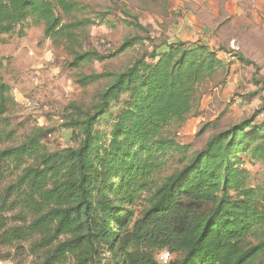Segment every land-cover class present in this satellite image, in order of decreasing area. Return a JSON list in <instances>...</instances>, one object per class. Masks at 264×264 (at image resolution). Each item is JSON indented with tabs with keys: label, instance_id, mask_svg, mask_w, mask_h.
I'll return each mask as SVG.
<instances>
[{
	"label": "trees",
	"instance_id": "trees-1",
	"mask_svg": "<svg viewBox=\"0 0 264 264\" xmlns=\"http://www.w3.org/2000/svg\"><path fill=\"white\" fill-rule=\"evenodd\" d=\"M87 13L81 0H0V37L42 25L71 69L141 47L124 70L75 80H110L88 108L70 106L76 146L47 150L43 126L12 144L17 102L0 77V262L23 264L27 254L33 264H159L167 251V264H264V188L246 167L264 163V121H255L264 82L250 94L262 95L259 109L220 128L202 124L198 136L212 131L186 156L168 129L199 116L202 87L223 67L217 52L202 40L151 36L136 19L127 23L144 36L91 50ZM172 161L178 167L163 174Z\"/></svg>",
	"mask_w": 264,
	"mask_h": 264
},
{
	"label": "rangeland",
	"instance_id": "rangeland-1",
	"mask_svg": "<svg viewBox=\"0 0 264 264\" xmlns=\"http://www.w3.org/2000/svg\"><path fill=\"white\" fill-rule=\"evenodd\" d=\"M81 1L88 6L86 16L95 22L85 29V47L88 49L108 53L125 38L144 36L145 31L127 23L136 19L151 36L169 41L202 40L219 56L233 57L226 63L227 68L234 64L232 73L242 81L227 85L233 80L227 82L229 69L222 67L215 79L202 87L199 116L190 117L188 126L185 123L179 128L172 125L168 129L179 144L189 146L186 156L200 149L211 133L209 129L198 136L202 124L214 122L220 128L232 122L228 123L230 116L248 117L261 107L262 95L251 97L250 94L258 86L255 82H264V0ZM42 31V25L29 27L24 36L19 37L17 28L0 37V58H4L0 77L9 84L17 102L10 114L17 128V137L12 144L23 140L32 128L43 126L51 130L43 143L52 151L77 145L73 130L65 127L66 117L73 110L70 106L88 108L94 103L96 93L110 81L103 78L81 88L75 80L91 73L122 71L139 55L141 47L137 44L117 57L87 62L71 69L67 65V54L53 46L50 40L43 39ZM239 56L252 63L241 62ZM237 99L242 101L233 109L232 104ZM110 124L111 117L107 115L101 119L98 129L107 133ZM179 131L181 137L176 135ZM177 167V162L172 161L162 172L168 174ZM246 167L251 173L250 184L264 188V163L246 164ZM7 250L2 249L3 252ZM33 259L31 255L22 256L23 264H33Z\"/></svg>",
	"mask_w": 264,
	"mask_h": 264
},
{
	"label": "crops",
	"instance_id": "crops-1",
	"mask_svg": "<svg viewBox=\"0 0 264 264\" xmlns=\"http://www.w3.org/2000/svg\"><path fill=\"white\" fill-rule=\"evenodd\" d=\"M239 11H241V10H239ZM218 57H219V59L222 61V64H223V67L224 68H226V70H228L229 69V73H228V75L230 76V77H228L226 80H227V82H229L231 79L233 80L232 82H230L229 84H227V85H234V83L237 81V80H239V82L240 81H242V79H237V75L235 76L233 73H232V71H234V64H231L230 65V68H227L228 67V64H226V63H228L229 62V60L230 59H233V57L232 58H226V57H224V56H219L218 55ZM227 65V66H226ZM241 84V83H240ZM247 86H250V85H247ZM226 98V97H225ZM238 98V97H237ZM223 99V98H222ZM241 99H237L236 100V102H233V104H232V108L233 109H236V106L237 105H240V103H241ZM200 109H202V108H200ZM242 109H244L243 107H242ZM243 117V116H242ZM242 117H238V116H230V120L228 121V123L230 122V121H232V122H235V121H238L239 120V118H242ZM189 120V119H188ZM187 120V126H188V123H189V121ZM232 122H230V123H232Z\"/></svg>",
	"mask_w": 264,
	"mask_h": 264
},
{
	"label": "built area",
	"instance_id": "built-area-1",
	"mask_svg": "<svg viewBox=\"0 0 264 264\" xmlns=\"http://www.w3.org/2000/svg\"><path fill=\"white\" fill-rule=\"evenodd\" d=\"M255 120L262 122L264 121V107L261 108L255 115ZM177 137H181L182 136V132L179 131L177 134ZM169 260V253L163 252L160 257H159V264H167Z\"/></svg>",
	"mask_w": 264,
	"mask_h": 264
}]
</instances>
